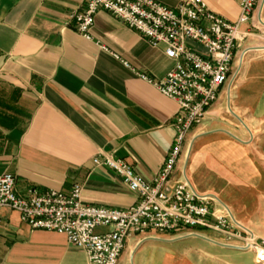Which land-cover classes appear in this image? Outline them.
Wrapping results in <instances>:
<instances>
[{"label": "crops", "instance_id": "obj_1", "mask_svg": "<svg viewBox=\"0 0 264 264\" xmlns=\"http://www.w3.org/2000/svg\"><path fill=\"white\" fill-rule=\"evenodd\" d=\"M156 1L174 8L183 0ZM203 1L228 22L240 14L241 0ZM85 9L86 0H0V175L16 177L18 194L31 187L69 193L78 184L84 204L126 210L137 203L136 194L94 159L112 156L153 180L173 146L178 107L121 61L155 80L175 63L163 48L151 47L106 12L95 18L93 40H85L72 20ZM244 46L257 49L247 55L230 97L223 91L204 123L189 134L172 178L182 180L181 165L189 156V182L225 206L227 194L256 173L245 167L246 156L264 155V141L262 153L254 152L230 135L241 140L247 135L231 111L251 129L264 107V89L251 88L264 82V35L252 36ZM244 254L214 233L133 236L118 264H255L254 255L247 262ZM0 264L88 262L64 234L31 230L16 211L2 209Z\"/></svg>", "mask_w": 264, "mask_h": 264}, {"label": "built area", "instance_id": "obj_2", "mask_svg": "<svg viewBox=\"0 0 264 264\" xmlns=\"http://www.w3.org/2000/svg\"><path fill=\"white\" fill-rule=\"evenodd\" d=\"M239 9L237 20L231 23L214 14L203 0H183L174 8L156 0H86V9L72 16L76 31L85 40H93L95 18L106 12L151 47L163 48L174 61L161 80L121 61L140 80L177 104L173 146L151 181L123 160L112 156L94 159L95 165L115 172L136 194L137 203L126 210L84 204L78 184L69 193L31 187L18 194L16 177L9 173L0 175V210L16 211L31 230L64 234L69 244L86 254L88 264H118L133 236L204 237L199 229L220 236L229 248L252 253L256 264H264V240L238 222L217 197L200 194L189 182V156L181 165L182 180L172 181L189 147V134L204 123L223 91L230 97L247 55L257 49L245 47V43L254 35H264V0H241ZM98 228L109 231L99 234Z\"/></svg>", "mask_w": 264, "mask_h": 264}, {"label": "rangeland", "instance_id": "obj_3", "mask_svg": "<svg viewBox=\"0 0 264 264\" xmlns=\"http://www.w3.org/2000/svg\"><path fill=\"white\" fill-rule=\"evenodd\" d=\"M251 88L264 89V82L263 84L259 82L253 83ZM230 114L232 119L235 117L239 120L247 131L246 139L241 140L235 135L230 134L231 137L240 143H244L245 145H252V150L254 152L262 153V151H260V145L264 141V107H260L259 112L255 114L256 117L251 121L253 124L252 126L255 127L251 129L249 128L248 123L244 122L236 113L231 111ZM244 164L247 169L255 171L256 173L254 176L248 177V183L246 185L238 184L235 191L227 194L228 203L226 206L238 222L253 231L258 240H264V155L246 156ZM198 190L199 192H202L201 188H198ZM221 197L224 198V196ZM197 231L204 235L212 234L207 230L199 229ZM241 253H245L244 259L247 262H249L253 257L252 253Z\"/></svg>", "mask_w": 264, "mask_h": 264}, {"label": "water", "instance_id": "obj_4", "mask_svg": "<svg viewBox=\"0 0 264 264\" xmlns=\"http://www.w3.org/2000/svg\"><path fill=\"white\" fill-rule=\"evenodd\" d=\"M196 237H198V236H196Z\"/></svg>", "mask_w": 264, "mask_h": 264}]
</instances>
